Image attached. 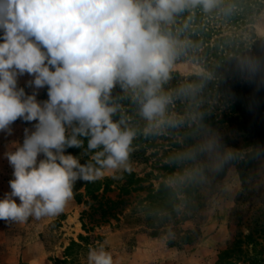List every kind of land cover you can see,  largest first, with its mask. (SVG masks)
Here are the masks:
<instances>
[{"label":"clouds","instance_id":"9594fccd","mask_svg":"<svg viewBox=\"0 0 264 264\" xmlns=\"http://www.w3.org/2000/svg\"><path fill=\"white\" fill-rule=\"evenodd\" d=\"M217 0H0V132L18 119L33 124L4 157L10 191L0 221L24 224L65 211L77 181L100 180L126 163L135 131L114 120L119 85L131 90L140 115L162 117L169 97L161 87L177 56V41L162 31L186 8L212 10ZM32 77L27 94L19 77ZM47 87L48 99L38 101ZM86 141V147H85ZM82 149L80 155L67 153ZM90 158L81 163L85 156ZM38 157H42L38 159ZM19 201V203L17 202ZM88 264H113L103 248Z\"/></svg>","mask_w":264,"mask_h":264},{"label":"rangeland","instance_id":"374dc122","mask_svg":"<svg viewBox=\"0 0 264 264\" xmlns=\"http://www.w3.org/2000/svg\"><path fill=\"white\" fill-rule=\"evenodd\" d=\"M247 35L264 44V10L254 16ZM170 71L189 77L200 74L204 67L200 61L187 58L174 62ZM173 78L169 77L168 84ZM30 79L27 74L18 79V87L27 94L33 92L27 86ZM162 91L166 96L170 94L166 86ZM47 99V87L39 89L37 100ZM181 99V105H166L164 115L152 122L151 127L144 126V132L152 134L148 142L143 141L145 154L141 158L129 154L124 165L91 185L92 194L84 195V186L77 181L75 188L79 187L80 193L74 190L73 199L60 215L39 221L30 218L24 224L7 225L0 221V264H88V252L93 248L110 253L113 264H219V261L227 264V254H222L221 260L219 257L237 229L245 234L250 221L258 218L264 222V152L244 164L246 186L243 187L240 168L227 167V154L217 148L220 143L227 145L228 134L235 131L234 124H228L226 118L213 126L204 124L206 129L193 134L196 146L184 143V136L178 135V131L185 123L191 125L189 117L197 121L195 117L204 99L195 107L182 105L186 98L181 96ZM209 103L210 110L218 113L217 119L222 116V110L227 111V104L217 98L211 96ZM139 111L140 105L136 112ZM166 115L168 120H174V133L166 132L167 126L161 125ZM127 116L119 117L125 120L122 127L130 126ZM34 123L18 119L11 125L12 135L0 132V199L10 191L9 181L13 178V169L4 153L14 150L13 142L22 144L24 129H32ZM150 138L155 146H149ZM137 143L130 145L129 153L138 148ZM81 152L82 149L74 148L72 154ZM85 160L86 156L81 163ZM130 176L141 180L128 188L120 187ZM190 176L195 187L194 197L190 199L194 206L185 209L179 202V212L168 213L165 206L159 205L162 198L159 184L165 181L181 193L185 187L181 184ZM105 185L107 189L103 191ZM237 217H242L239 226ZM37 238L44 247L42 256L30 246ZM260 242L264 246V241Z\"/></svg>","mask_w":264,"mask_h":264},{"label":"trees","instance_id":"16d2710c","mask_svg":"<svg viewBox=\"0 0 264 264\" xmlns=\"http://www.w3.org/2000/svg\"><path fill=\"white\" fill-rule=\"evenodd\" d=\"M261 10H264V0H217L216 6L208 12H205L201 5H197L176 14L171 22L162 23V31L170 33L178 42L177 56L173 63L191 58L200 61L204 67L200 74L189 77H181L177 72L170 71L169 77L174 76L171 83L168 84V79L162 84L161 94L166 95L162 91L163 86L170 89V94H167L168 107L181 105V96L186 98L182 105L189 107L197 106L198 102L204 99L199 115L196 114L195 117L197 121L189 117L191 125L185 123L178 135L184 136V143L196 146L194 135L200 129H206L204 124L213 126L226 118L228 124H234L235 131H232V135L228 134L226 146L220 143L217 148L227 154V167L235 165L240 168L242 182L245 180L244 164L251 163L254 155L264 152V44L252 35H247L254 16ZM211 96L227 104V111L222 110L219 119L218 113L214 114V110H210ZM110 102L119 105V110L113 116L114 120L129 116L128 128L135 131V140L131 147L138 142V148L129 154L141 158L146 149L143 141L148 142L152 134L143 130L149 122L140 115V111L136 112L139 103L133 98L131 90L126 92L119 85L112 90ZM194 112L196 111H190ZM167 118L166 115L161 125L167 126L166 132L174 133V120ZM150 140L149 146H155L152 138ZM73 149H67V153L72 154ZM89 158L90 155L86 156V159ZM173 162L176 163L175 157ZM173 168H170V174ZM137 180L141 179H133L130 176L120 187L128 188V185ZM94 182L81 181L84 195L92 194L90 187ZM192 184L193 176L186 177L181 184L185 187L181 189V193H177L174 186L162 181L158 189V193L162 194L159 205L165 206L168 213L179 212L180 203L184 204L185 209L194 206L190 200L193 199L195 190ZM75 186L77 187L76 184ZM75 186L74 190L79 192L80 188ZM245 186L244 181L243 187ZM106 189L107 185L103 187V191ZM236 220V225L239 226L242 217H237ZM253 222L250 221L245 234L237 229L227 249L221 253L220 260L223 258L222 254H227V264H264V246L260 242L264 241V222H260L258 218Z\"/></svg>","mask_w":264,"mask_h":264},{"label":"crops","instance_id":"0c3cea01","mask_svg":"<svg viewBox=\"0 0 264 264\" xmlns=\"http://www.w3.org/2000/svg\"><path fill=\"white\" fill-rule=\"evenodd\" d=\"M34 242H35V244H34ZM30 246H34L37 249V251L39 252V256H42V254L40 255V253H42V250L44 249V247H43V244L39 238H37L35 241H33V244H31ZM34 264H39V262H35ZM69 264H71V263H69ZM175 264H179V263H175Z\"/></svg>","mask_w":264,"mask_h":264}]
</instances>
